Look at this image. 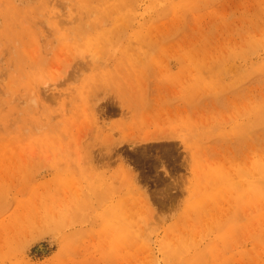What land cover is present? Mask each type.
I'll use <instances>...</instances> for the list:
<instances>
[{
    "label": "rangeland",
    "instance_id": "374dc122",
    "mask_svg": "<svg viewBox=\"0 0 264 264\" xmlns=\"http://www.w3.org/2000/svg\"><path fill=\"white\" fill-rule=\"evenodd\" d=\"M0 264H264V0H0Z\"/></svg>",
    "mask_w": 264,
    "mask_h": 264
}]
</instances>
